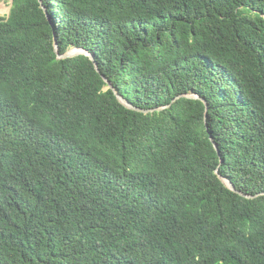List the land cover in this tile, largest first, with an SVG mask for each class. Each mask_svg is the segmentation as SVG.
<instances>
[{"label": "trees", "instance_id": "obj_1", "mask_svg": "<svg viewBox=\"0 0 264 264\" xmlns=\"http://www.w3.org/2000/svg\"><path fill=\"white\" fill-rule=\"evenodd\" d=\"M0 264H264V0H14Z\"/></svg>", "mask_w": 264, "mask_h": 264}, {"label": "water", "instance_id": "obj_2", "mask_svg": "<svg viewBox=\"0 0 264 264\" xmlns=\"http://www.w3.org/2000/svg\"><path fill=\"white\" fill-rule=\"evenodd\" d=\"M13 2H14V0H12V6H13ZM46 14H47V16L49 17V13H48L47 10H46ZM78 50H81V49H78ZM56 51L58 52V44H56ZM81 51H82V52L79 53V54H76V53H74V52H68L67 54L61 56V58H64V59H65V58H69V57H74V56H76V55L85 54V55L89 56V57L91 58V60H93V62H94L95 65H96L97 70L99 71V69H98V65H97V63H96L94 57H93L90 53H88V52H86V51H84V50H81ZM110 88H112V86H110ZM117 96H118L119 100H120L124 105H126L128 108L138 110L137 108L133 107L130 103H128V102H127L122 96H119V95H117ZM224 183H225V184H226L231 190L236 191V188L234 187V185H233L230 181H228V180H224Z\"/></svg>", "mask_w": 264, "mask_h": 264}, {"label": "rangeland", "instance_id": "obj_3", "mask_svg": "<svg viewBox=\"0 0 264 264\" xmlns=\"http://www.w3.org/2000/svg\"><path fill=\"white\" fill-rule=\"evenodd\" d=\"M11 9H12V1L10 2L1 1L0 2V17H8L11 12ZM69 52H74L76 54H79L82 51L75 49V48H71Z\"/></svg>", "mask_w": 264, "mask_h": 264}]
</instances>
